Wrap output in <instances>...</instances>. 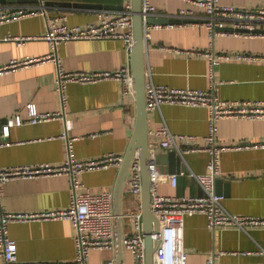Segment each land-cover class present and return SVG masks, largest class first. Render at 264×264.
<instances>
[{
	"label": "crops",
	"instance_id": "1",
	"mask_svg": "<svg viewBox=\"0 0 264 264\" xmlns=\"http://www.w3.org/2000/svg\"><path fill=\"white\" fill-rule=\"evenodd\" d=\"M44 1L48 16L66 17L70 26H85L98 22L100 10L119 11L124 0H30L25 3H6L4 6L40 7ZM47 2L49 4H47ZM52 2L53 4H51ZM66 2L72 6L65 5ZM254 10L264 7V0H220ZM161 17L177 18L183 0H152ZM48 17L37 15L0 24V65L13 59L44 56L53 51L46 40L31 39L24 44L5 40L7 36H38L47 32ZM211 44L209 31L197 23L163 24L152 31L146 44L147 83L171 88L209 89L222 100H264V60L227 61L210 78L209 62L187 51L205 50ZM217 52H248L264 55V38L220 36L214 40ZM58 54L66 70L89 72L114 70L131 65V50L122 40H82L63 43ZM58 67L48 61L0 75V129L10 120L21 117L24 124L10 127L8 144L0 149L4 167L40 163L61 164L69 150L65 132L77 140L73 149L80 159H96L106 153L125 156L137 115L136 103L125 97L118 80L97 83L72 82L66 90V117L33 124L29 121L28 106L40 113L62 111L64 101L57 90ZM166 122L175 134L197 136L196 144L205 146L209 132L210 111L205 107L164 105L161 111L150 113V132ZM217 141L222 147L239 145L226 150L220 162L222 173L216 192L233 214L264 217V120L225 118L218 121ZM91 135H95L94 138ZM150 140H156L150 134ZM251 146H248V145ZM248 146V147H247ZM169 150L158 148L163 156ZM158 155V156H159ZM184 164L189 174H178L177 186L170 180L168 164L159 166V192L164 195H200L202 189L192 175L205 174L209 153L187 154ZM119 167L79 175V180L93 191L115 192ZM72 179L69 175L21 178L8 181L0 192V219L4 212H39L66 209L70 205ZM136 206L135 198L124 184L122 214ZM125 224V221H124ZM9 235L17 242V256L25 262H70L76 257L75 229L68 220L15 222L9 225ZM187 264H264V228L249 232L238 229L211 230L205 214L187 216L184 232ZM115 259L117 264H134L129 251L118 248L91 252L89 264H105ZM0 264L5 259L0 253Z\"/></svg>",
	"mask_w": 264,
	"mask_h": 264
},
{
	"label": "built area",
	"instance_id": "2",
	"mask_svg": "<svg viewBox=\"0 0 264 264\" xmlns=\"http://www.w3.org/2000/svg\"><path fill=\"white\" fill-rule=\"evenodd\" d=\"M189 7L182 8L178 17L203 25L207 28L211 44L205 50L187 51L189 55L205 58L210 65V78L213 79L216 69L227 61L264 60V55L248 52H217L214 40L220 36L244 38H264V7L254 10L235 5H225L220 0H183ZM44 1L40 7L26 5H0V24L26 17L44 15L48 17L47 32L38 36H7L5 40L24 44L31 39L46 40L53 51L44 56L13 59L0 65V75L8 74L33 65L48 61L58 67L57 90L61 94L64 105L62 111L40 113L34 105L28 106L29 121L33 124L63 119L66 117V90L70 83H97L103 80H118L125 97L136 103V90L133 83L131 65H124L114 70H96L89 72H70L65 69L58 54L61 44L82 40H122L131 50L134 36L133 0H124L122 9L113 11L100 10L98 22L85 26H70L66 17L48 16ZM152 0H143L144 36L146 44L152 38V31L161 24H151V17H161ZM182 23V24H187ZM173 26V24H171ZM215 85L209 89L171 88L165 85L147 83V109L149 113L159 112L164 105H181L205 107L210 111L209 132L205 136L206 145L196 144L197 136L175 134L166 122L158 125L150 132L156 139L150 140L149 168L152 180L153 213L160 221V231L154 228L152 237L156 245L155 264H187L184 232L187 216L205 214L208 227L217 229H238L249 232L254 228H264V217L233 214L225 207L223 196L216 192L217 179L222 173L220 158L224 151L239 148V145L222 147L217 141L218 121L225 118H243L264 120V100L235 101L222 100L214 93ZM21 117L10 120L0 129V149L8 144L10 127L24 124ZM68 139L69 150L66 160L61 164L40 163L34 165H18L4 167L0 163V192L4 185L14 179L35 178L52 175H69L72 179L70 205L66 209L42 210L39 212H4L0 219V253L5 264H89L91 252L117 248L116 216L114 193L112 191H93L79 180V175L112 167H121L124 156L106 153L96 159H80L73 149L77 139L70 137L69 132L62 135ZM92 138L95 135H91ZM248 146H251L250 144ZM247 146V147H248ZM253 147H264V143L252 144ZM176 150L183 158L190 153L206 152L210 155L205 174L192 175L202 189L200 195H164L159 192L161 172L157 162V149ZM173 186H177L178 174H171ZM128 190L135 198L136 206L122 215L123 247L133 257L134 264H146V234L142 216V165L139 152L136 151L125 181ZM68 220L75 229L76 257L70 262H25L17 256V242L9 235V225L15 222ZM125 221V225H124ZM264 256V249L259 251ZM105 264H117L109 259ZM208 264H217L210 261Z\"/></svg>",
	"mask_w": 264,
	"mask_h": 264
},
{
	"label": "water",
	"instance_id": "3",
	"mask_svg": "<svg viewBox=\"0 0 264 264\" xmlns=\"http://www.w3.org/2000/svg\"><path fill=\"white\" fill-rule=\"evenodd\" d=\"M30 0H0V4L6 3H25ZM53 4L52 2H50ZM47 4H49L47 2ZM65 5L72 6V3L66 2ZM104 8H113L115 6L106 4ZM134 11V44L131 48V68L133 75L134 88L136 90V106L137 115L134 131L130 140L128 150L124 156L122 166L114 192V208L116 216V232L118 241L119 258L123 254V219H122V194L124 184L129 172V168L136 151L139 152L142 165V216L144 231L146 234V264H155L156 245L152 237L154 228L160 231V221L153 213L152 203V180L149 168L150 157V129L149 116L147 109V77H146V40L144 36V20H143V0H133ZM151 24H182L187 20L168 17H151ZM157 154L158 165L163 169V164H168V171L172 174L185 172L190 173L184 164L183 157L176 151L170 150L163 156ZM219 184V179L217 183Z\"/></svg>",
	"mask_w": 264,
	"mask_h": 264
},
{
	"label": "rangeland",
	"instance_id": "4",
	"mask_svg": "<svg viewBox=\"0 0 264 264\" xmlns=\"http://www.w3.org/2000/svg\"><path fill=\"white\" fill-rule=\"evenodd\" d=\"M125 225V224H124Z\"/></svg>",
	"mask_w": 264,
	"mask_h": 264
}]
</instances>
